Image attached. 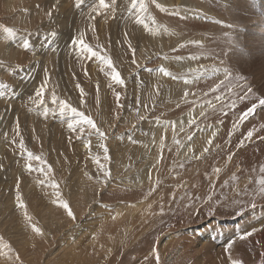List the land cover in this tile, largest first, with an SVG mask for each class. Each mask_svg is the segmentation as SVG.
<instances>
[{
    "label": "rangeland",
    "instance_id": "rangeland-1",
    "mask_svg": "<svg viewBox=\"0 0 264 264\" xmlns=\"http://www.w3.org/2000/svg\"><path fill=\"white\" fill-rule=\"evenodd\" d=\"M97 3L0 0V26L16 30L6 38L0 29V83L7 85L0 88V236L12 248L3 249L0 264H156L153 248L160 264H231L235 259L264 264V196L258 183L264 177V128L254 116L262 97L253 87L247 93L248 83L235 88L243 76L226 62L237 24L225 4L146 0L145 27L136 22L131 0L93 11ZM207 7L210 15L202 12ZM81 32L86 43L110 56L124 85L116 84L99 60L79 53L72 40ZM239 51L243 63L254 56L251 48ZM188 57L218 59L230 75L218 82L202 77L187 96L183 89L176 98L171 84L185 82L178 64L184 66ZM161 66L172 76L164 77ZM45 79L41 104L36 90ZM77 84L84 90L83 102ZM60 100L91 116L106 139L87 125L83 132L69 130L70 115H60ZM253 104L257 108L241 122ZM202 105L205 116L200 112L187 121V112ZM193 119L196 124L190 125ZM210 125L221 127L212 146L202 140ZM249 130H254L251 138ZM21 138L41 159L27 158ZM101 143L108 148L107 160ZM185 146L187 153H181ZM17 181L31 223L42 234L17 207ZM204 223L208 234L213 232L211 240L199 234L203 228L194 230ZM253 228L257 231L240 239Z\"/></svg>",
    "mask_w": 264,
    "mask_h": 264
},
{
    "label": "snow or ice",
    "instance_id": "snow-or-ice-1",
    "mask_svg": "<svg viewBox=\"0 0 264 264\" xmlns=\"http://www.w3.org/2000/svg\"><path fill=\"white\" fill-rule=\"evenodd\" d=\"M76 2H77V7H79L80 4L83 3V0H76ZM153 3H155V0H153ZM114 5H115V0H112L111 4L108 2V0H98V3L93 6V11H98L99 9L111 10V8ZM131 6H132V8L137 10V15L135 17L136 22L141 24V25H144L145 27H147V24H146V21H145V18H144L145 14L148 12V4L146 3V0H131ZM156 7L161 8L162 10H165V11L167 10L166 8H163V6L160 5V4H156ZM48 15L51 16V13H48ZM0 29H2L3 33L6 35V38H11V37L16 35V30L14 28L0 26ZM52 34L55 35L54 32ZM84 35H85V33L81 32L79 34L78 38H74L72 40V44L74 46L79 45V49H78L79 53L84 55L87 59L95 58V59L99 60L102 64L106 65V67L110 70L108 72V75L111 76V79L118 85H124L125 84V80L121 77L120 72L117 71V69L114 66L113 61L110 58V56H108L106 54H102L99 50L94 49L90 44L86 43L84 41ZM225 35H227V33H225ZM192 43H199V42L193 41ZM23 47L24 48H28L29 47V42L27 40L24 41ZM133 52H134V50H133ZM177 59H182V58L181 57H177ZM133 63H135V59H133ZM159 71L165 76H172V73L170 71H168L166 68H164L163 66H161L159 68ZM193 71L195 72L196 77L199 78V76H201L205 72H207L208 69H206L203 66H201L200 68H197V69H195ZM213 71H218V69H216L214 67ZM225 72H226L227 75H230V73L227 72V69H225ZM47 83H48V81H47V79H45V81L40 86V88H38L36 90V96H37V98H40V103L41 104H43L42 96H43L45 87L47 86ZM185 83H188L187 79H185ZM221 83H223V82H221ZM76 86H77V88H80L79 84H77ZM5 87H7L6 84L0 83V88H5ZM218 87H219V85H217V88ZM251 92H252V89L249 87L247 89V93H251ZM3 94H4L3 92H0V95H3ZM188 94L189 93L187 91H185L184 95L187 96ZM80 95H81V102H83V96H84L83 88H80ZM115 96H116L117 101H119L120 93L116 92ZM246 98H247L246 94L244 96L239 97V99H242V100L246 99ZM218 99H219V97H218ZM52 100H53V103L57 102V97L55 96L54 93H53V96H52ZM233 106H234V104H233ZM257 106H258L257 104H253L244 113H242L240 118H239L240 121L242 122L243 120L247 119L248 116L252 115L253 112L255 111V109L257 108ZM259 106L264 107V98H261L259 100ZM48 112H49V109L47 107H45L44 110H43V115L47 116ZM59 113H60L61 116H64L65 114H69L70 115V119L67 121V127H68L69 130L76 131L77 128L79 127V131L83 132L85 130L84 129V125H87L93 132H95L100 137L101 141L106 139V133L100 130V128L97 126V124L94 121V119L91 116L87 115L84 111L78 110L77 107L72 106L70 103H67V102H65L63 100H60L59 101ZM200 116L201 117L205 116V113L201 112ZM139 118L140 119H144V117H139ZM189 124L190 125H195L196 124V120H194V119L190 120ZM234 127H235V125H234ZM262 127H264V126H262ZM181 131H183V126H181ZM253 131L254 130H249L248 131L247 138H251L253 136ZM17 135H19V125L18 124H17ZM215 136H216V133L213 132L212 136L207 141L208 145H212L213 144V138ZM173 139L175 140V132L173 134ZM192 139H193L192 136L188 137L189 141H191ZM160 143H161L162 146L164 145V138L163 137L161 138ZM176 143L179 144V141H176ZM20 146H21V149L24 151V153L26 154V156H27V158L29 160H32V159L39 160V159H41L38 156H34V154L31 151H28L25 148L22 138H21V141H20ZM85 146L90 148V141ZM100 147L103 148V150H104V153H105L104 159L105 160L109 159V156L107 155V153H108L107 146L105 144L101 143ZM209 150H210L209 147H205L203 149V153H207ZM189 151H192V149L189 148ZM230 159H231V156H229V160ZM95 162L99 165V167L101 169H104V165L100 163L99 157H96ZM25 169L28 170V171H31L32 170L31 164L30 163H26L25 164ZM260 170H261L262 173H264V165L261 166ZM40 171L44 172V169H40ZM48 171L49 172L51 171V167L50 166L48 168ZM215 171L219 172L220 169L217 168V169H215ZM46 174L47 173H45V175ZM105 175L109 176L110 175V171H106ZM40 183L44 184L45 182L43 180H41ZM258 183L261 185V187L259 189V194L264 196V177H262L258 181ZM16 187H17V192H16L17 207H19L21 209H24L23 214H24L26 220L29 221L30 226L32 227L33 231L35 233H37V234H42V230L39 227H37L34 223H31V217L28 216V213L26 211V206L24 204V201H23V199L21 197V193L19 191V189H20L19 181H17ZM51 187L55 189L58 186H57V184L54 181H52L51 182ZM56 195L59 196V192H57ZM61 206L67 211V215L69 217L75 219L74 213L72 212L71 208L69 207V204H68L67 201H63ZM161 211H163V209H161ZM256 231H257V229L253 228L251 231L243 233L241 235L240 239H242V240L246 239L248 236H251L252 233H254ZM231 246H232L231 244L228 245L229 248ZM3 249H8L9 252L12 251L11 245L6 243L4 241V238L2 236H0V255L4 254L3 253ZM152 254L155 257L156 264H160L159 252L157 251V249L153 248L152 249ZM16 259H19V257L17 256ZM145 259H147V257H145ZM230 259H231V257H230ZM231 264H242V261H240L238 259L231 260Z\"/></svg>",
    "mask_w": 264,
    "mask_h": 264
},
{
    "label": "bare ground",
    "instance_id": "bare-ground-1",
    "mask_svg": "<svg viewBox=\"0 0 264 264\" xmlns=\"http://www.w3.org/2000/svg\"><path fill=\"white\" fill-rule=\"evenodd\" d=\"M220 2H223L225 4L228 17L232 18V20L234 19V22H236V24H237L236 28L234 30L235 32L231 33V38H230L231 39V42H230V48L231 49H230L229 56L227 57V62H226L231 69L238 70V72L243 76V80L241 82H239L240 84L238 83L239 85H236L235 88H238V86L240 87L241 85L248 83L250 88L253 87L257 93L260 92L259 94L261 95L262 98H264V0H220ZM202 12L207 14V15L208 14L210 15V12H212V9H210V7L203 8ZM195 17L199 18V15L196 14ZM202 17L203 16H201L200 19ZM208 19H210V18H208ZM199 38H201L204 41L205 36H202ZM240 48H251V50L254 51V56L252 58L248 59V61L243 63L242 58H241V54L239 51ZM212 62H214V63H212ZM184 63H183L184 66H182V64H178V66H179V68L180 67L182 68V69L180 68L181 71L184 70V72H181L180 74L183 76L184 79H187L188 83H185V82L182 83L180 81L182 83V86L178 85L176 87H175V85H173L174 83L171 84L172 89L175 92L176 98L179 96V92H181L183 89H185V91H188L189 86L195 80H198L202 77H210L211 76L212 79H214V82L223 81V79L227 77L226 76L227 74L225 72L224 67H223V69L221 68L222 62L220 60L218 61V59H214L212 61V59L210 57H197V58L188 57ZM213 65L216 69H218V71H213L214 67L210 68ZM201 66L208 69V71L205 72L203 75L199 76V78H197L195 72L192 70L200 68ZM189 70H191V71H189ZM183 73H184V75H183ZM163 76L165 77V75H163ZM182 81H184V80H182ZM171 94H172V92H171ZM206 106H208V105H206ZM204 107H205V105L197 106V108L192 110L193 111L192 113L187 112V114L185 116L186 120L188 121L190 117L192 118V117L198 115ZM255 115L258 116V119L262 123V126H264V107L260 106V109L257 112H255L254 116ZM181 117H183V116H181ZM181 121H183V119H181ZM174 123H177V122L174 121ZM220 128H221L220 125H210V127H208L206 129V130L210 131V133L207 136L205 135L206 136L205 138H202L203 143H205V145L207 144V141L212 136L213 132L216 133V136L214 137V138H216L217 134L219 132L218 130H220ZM215 130H217V131H215ZM199 131H201V130H199ZM260 132L264 133V129L261 130ZM203 135H201V136H203ZM213 140H215V139H213ZM213 144H214V141H213ZM183 148L181 149V153H184V152L187 153L188 147L185 146ZM201 152H202V150H198L197 152H195V155L200 156ZM137 184H140V182L138 180L134 185H137ZM215 221L222 223V221H219V220H215ZM236 222H234V223L236 224ZM225 223L229 224L226 221H225ZM234 223H232V224H234ZM205 225L206 224L204 223L201 226H199L197 229H194V230L196 231V230L203 228V231H201L199 234L201 236H204L207 239L211 240L213 232L208 234L207 230L205 229L206 227H204ZM169 241L166 240L164 243H166V242L169 243ZM199 242H201V241H199ZM175 247L177 249L179 248V246H175Z\"/></svg>",
    "mask_w": 264,
    "mask_h": 264
}]
</instances>
